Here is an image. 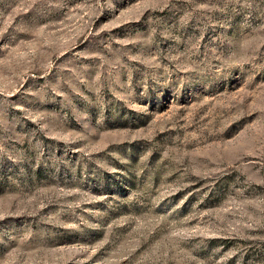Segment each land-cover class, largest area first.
Instances as JSON below:
<instances>
[{"label": "rangeland", "instance_id": "374dc122", "mask_svg": "<svg viewBox=\"0 0 264 264\" xmlns=\"http://www.w3.org/2000/svg\"><path fill=\"white\" fill-rule=\"evenodd\" d=\"M0 264H264V0H0Z\"/></svg>", "mask_w": 264, "mask_h": 264}]
</instances>
